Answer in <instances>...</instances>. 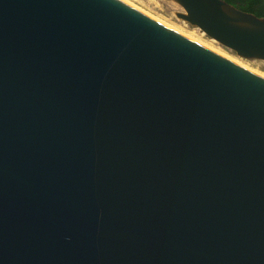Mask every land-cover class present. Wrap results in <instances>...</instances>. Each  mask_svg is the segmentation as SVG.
Returning <instances> with one entry per match:
<instances>
[{
    "label": "water",
    "instance_id": "1",
    "mask_svg": "<svg viewBox=\"0 0 264 264\" xmlns=\"http://www.w3.org/2000/svg\"><path fill=\"white\" fill-rule=\"evenodd\" d=\"M173 1L264 61V16ZM0 264H264V76L124 0H0Z\"/></svg>",
    "mask_w": 264,
    "mask_h": 264
},
{
    "label": "rangeland",
    "instance_id": "2",
    "mask_svg": "<svg viewBox=\"0 0 264 264\" xmlns=\"http://www.w3.org/2000/svg\"><path fill=\"white\" fill-rule=\"evenodd\" d=\"M135 4L143 7L144 9L152 12L153 14L168 20L174 24H178L183 26L184 28L192 30L194 27H191L189 23L181 19L176 15V12L183 11L182 7L173 0H130ZM177 4V5H176ZM197 32L203 37L208 38L205 34H203L199 29L194 28ZM219 49L222 50L225 54H228L231 58H233L237 63L247 67L248 69L264 76V61L263 60H247L241 59L232 53L224 50L221 46ZM227 56V55H226Z\"/></svg>",
    "mask_w": 264,
    "mask_h": 264
},
{
    "label": "bare ground",
    "instance_id": "3",
    "mask_svg": "<svg viewBox=\"0 0 264 264\" xmlns=\"http://www.w3.org/2000/svg\"><path fill=\"white\" fill-rule=\"evenodd\" d=\"M124 1H126V2L130 3L131 5H133V6L137 7V8H139V9H141L142 11H144V12H146L147 14L151 15L152 17L156 18L157 20H159V21H161V22L167 24L168 26L174 28L175 30H177V31H179V32H181V33H183V34H185V35H187V36H189V37L195 39L196 41H198V42H200V43L206 45L207 47H210L211 49H213V50H215V51H217V52H219V53H221V54H223V55H225V56L227 55V57L231 58L228 54H225L222 50L219 49V45H218L216 42H214V40H212V39H210V38H206V37L203 38V37L197 32L196 29L193 28L192 30H190V29L184 28L183 26H180V25H178V24H174V23H172V22H170V21H168V20H165V19H163V18H161V17H159V16L153 14L152 12H150V11L144 9L143 7H141V6L137 5V4H135L134 2H132V1H130V0H124ZM176 5H177V4H176ZM231 59H233V58H231ZM233 60H234V59H233ZM234 61H235V60H234Z\"/></svg>",
    "mask_w": 264,
    "mask_h": 264
},
{
    "label": "trees",
    "instance_id": "4",
    "mask_svg": "<svg viewBox=\"0 0 264 264\" xmlns=\"http://www.w3.org/2000/svg\"><path fill=\"white\" fill-rule=\"evenodd\" d=\"M236 7L253 12L259 16H264V0H225Z\"/></svg>",
    "mask_w": 264,
    "mask_h": 264
}]
</instances>
